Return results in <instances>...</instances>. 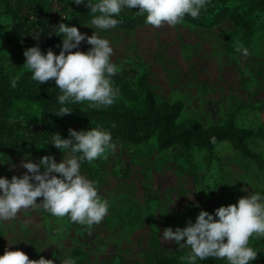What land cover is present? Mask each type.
<instances>
[{
  "label": "rangeland",
  "instance_id": "obj_1",
  "mask_svg": "<svg viewBox=\"0 0 264 264\" xmlns=\"http://www.w3.org/2000/svg\"><path fill=\"white\" fill-rule=\"evenodd\" d=\"M66 1L75 3L46 0L43 18L48 14L52 20L44 27L27 30L26 36L43 40L55 30L65 5L70 10L80 6ZM28 2L0 0V75L9 80L15 75L32 78L24 65V51L33 45L15 34L10 10L22 19H32L36 3L31 6ZM243 4V0L230 2L233 6ZM138 10L125 8L120 17H134ZM251 17L255 31L248 37L229 19L212 27L183 19L175 26L165 23L157 28L145 22L133 29L116 26L96 31L110 41L112 62L139 93L145 92V75L158 101L185 102L179 121L192 118L208 126L233 117L239 126L264 133V11ZM87 23L78 27L92 35L95 29ZM59 38L62 45L63 37ZM238 46L247 48L248 55L238 52ZM90 47L86 42L80 45L84 51ZM49 48L59 54L55 44L41 47L45 53ZM114 87L117 98L121 97V90ZM84 102L89 107V102ZM16 104L22 109L12 110L10 128L3 136L41 144L31 132L34 125L28 122L39 105ZM113 141L117 145L114 152L108 150L106 158L81 166L108 203L102 222L89 229L67 217L52 216L42 206L22 209L15 219L0 222V254L10 246L22 249L30 259L44 256L54 259L55 264L68 257L76 264H156L155 255L163 252L188 264L182 257L189 255V246L179 248L175 241H165L161 234L165 228L184 227L189 219L195 222L202 209L214 212L217 207L238 202L248 192L264 193V169L229 141L217 143L212 152L180 145L161 150L156 136L139 144ZM249 144L264 159V136L251 138ZM45 155L36 147L0 152V176L11 179L14 174L23 175V159L38 162ZM52 156L62 161L63 150L57 148ZM42 199L38 197V203ZM249 244L258 251L251 264H264V237L253 235ZM196 264L203 263L197 260Z\"/></svg>",
  "mask_w": 264,
  "mask_h": 264
},
{
  "label": "clouds",
  "instance_id": "obj_2",
  "mask_svg": "<svg viewBox=\"0 0 264 264\" xmlns=\"http://www.w3.org/2000/svg\"><path fill=\"white\" fill-rule=\"evenodd\" d=\"M75 3L86 4L96 13L87 23L95 29L92 35L76 25L61 22L56 26V33L63 34L59 54L51 48L45 53L39 45L24 51V65L33 80L39 83L55 80L61 94L57 98L59 107L51 111L61 116L72 111L70 103L88 101L89 107L96 109L115 103L118 89L112 77L118 66L111 60L114 49L96 29L115 28L122 22L118 18L122 10L134 7H138V14L146 13L145 22L153 27L165 23L175 26L185 16L198 17L208 0H75ZM82 42L91 47L81 50ZM236 50L248 55L247 48L238 46ZM19 79V75L10 79L12 88L17 87ZM212 139L214 142L215 138ZM49 142L63 150L62 161L57 162L52 155H45L38 162L25 158L20 164L26 169L23 175L14 174L11 179L0 176V222L15 219L22 209L42 206L52 216L67 217L91 229L104 219L108 203L100 197L96 181L82 173L81 166L85 160L106 158L108 150H116L112 134L100 126L70 128L67 138L55 133ZM38 197L43 198L39 203ZM161 234L165 241H175L179 248L189 246V255L182 257L188 264L209 257L224 259L227 264H251L258 251L250 246V237H264V193L248 192L238 202L217 207L214 212L202 209L195 222L189 219L186 226H177L175 230L169 226ZM0 264H55V260L44 256L30 259L22 249L9 246L0 254ZM61 264H76V260L64 258Z\"/></svg>",
  "mask_w": 264,
  "mask_h": 264
},
{
  "label": "trees",
  "instance_id": "obj_3",
  "mask_svg": "<svg viewBox=\"0 0 264 264\" xmlns=\"http://www.w3.org/2000/svg\"><path fill=\"white\" fill-rule=\"evenodd\" d=\"M232 1L234 0H208L206 7L201 10L198 17L185 16L184 20L212 27L229 19L243 29L245 36L252 35L255 31V19L251 17V14L256 11H264V0H243L242 6L230 5ZM20 2L21 0H17V4ZM28 3L31 6L36 3L32 19H22L17 11L14 12L13 8L10 9L13 20L12 28H14L15 34L18 33L23 42L39 45L42 48H48L55 44V49L59 52L61 47L58 45L62 46L59 37H63V34L56 33V26L64 22L69 26L76 25L78 27L96 15L86 4L76 6L75 10H70L68 5H65L64 15L57 17L55 30L43 40H31L26 36V31L46 26L52 17L46 14L47 18L45 20L43 18L46 0H29ZM66 3L78 5L72 1H66ZM118 18L122 22L117 26L133 29L145 23L146 13L144 15L136 14L127 19H122L120 16ZM41 35L44 36V34ZM144 78L145 75L142 79L145 92L139 93L131 81L120 71H117L112 77V81L114 86L121 90L122 96L116 98L113 105L96 109L84 106L85 102L70 103L68 106L72 111L61 116L51 111L53 108L59 107L57 98L61 94L54 79L39 83L25 75L20 79L17 87L12 88L10 80L0 75V152H15L36 147L39 152L53 155L57 149L53 143L49 142L53 134L60 133L67 138L70 128L80 130L100 126L111 132L113 140L122 139L134 144L148 141L151 137L156 136L158 147L161 150L180 145L185 148H205L212 152L217 143L229 141L236 150L255 160L264 169V159L249 144L251 138L264 136L261 129L239 126L233 117L208 126L192 118L179 121L185 102L182 100L158 101L154 91ZM15 102H36L39 105V110H36L33 118H30L31 120L28 122L34 125L31 132L34 133L36 139L42 140L41 144H37V142L23 143L19 136L13 138L3 136L5 131L10 128L8 125L12 110L22 109ZM213 137L215 138L214 142ZM87 162L85 160L83 163ZM200 261L203 264H227L226 260L215 257ZM155 263L182 264L163 252H158L155 255Z\"/></svg>",
  "mask_w": 264,
  "mask_h": 264
}]
</instances>
